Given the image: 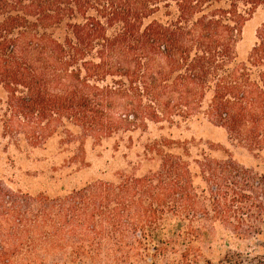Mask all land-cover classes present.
I'll use <instances>...</instances> for the list:
<instances>
[{
    "label": "trees",
    "instance_id": "trees-1",
    "mask_svg": "<svg viewBox=\"0 0 264 264\" xmlns=\"http://www.w3.org/2000/svg\"><path fill=\"white\" fill-rule=\"evenodd\" d=\"M259 10L0 0V264H199L260 233L264 20L237 50Z\"/></svg>",
    "mask_w": 264,
    "mask_h": 264
},
{
    "label": "rangeland",
    "instance_id": "rangeland-1",
    "mask_svg": "<svg viewBox=\"0 0 264 264\" xmlns=\"http://www.w3.org/2000/svg\"><path fill=\"white\" fill-rule=\"evenodd\" d=\"M264 20V14L259 10L255 12L245 23L242 38L237 47L240 57L249 49L255 39L256 27ZM186 131V130H185ZM197 136L202 135L203 139L210 138L218 140L220 135L212 129H194L186 131ZM195 150V149H194ZM148 165H144L146 169ZM203 257L199 264H264V215L260 224V233L254 237L244 240L215 238L201 244ZM173 256L162 259L158 264H173ZM51 264V263H48Z\"/></svg>",
    "mask_w": 264,
    "mask_h": 264
}]
</instances>
